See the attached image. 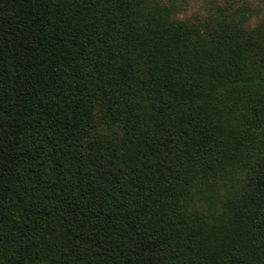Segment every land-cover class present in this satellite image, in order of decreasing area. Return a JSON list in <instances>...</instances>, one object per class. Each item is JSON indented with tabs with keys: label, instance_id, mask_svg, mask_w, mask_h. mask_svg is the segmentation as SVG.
<instances>
[{
	"label": "trees",
	"instance_id": "16d2710c",
	"mask_svg": "<svg viewBox=\"0 0 264 264\" xmlns=\"http://www.w3.org/2000/svg\"><path fill=\"white\" fill-rule=\"evenodd\" d=\"M0 264H264V0H0Z\"/></svg>",
	"mask_w": 264,
	"mask_h": 264
}]
</instances>
